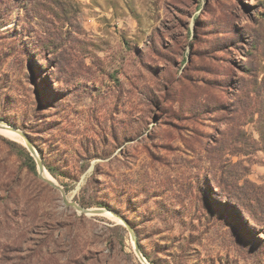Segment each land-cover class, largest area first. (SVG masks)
<instances>
[{
  "label": "rangeland",
  "instance_id": "374dc122",
  "mask_svg": "<svg viewBox=\"0 0 264 264\" xmlns=\"http://www.w3.org/2000/svg\"><path fill=\"white\" fill-rule=\"evenodd\" d=\"M0 119V264H264V0H0Z\"/></svg>",
  "mask_w": 264,
  "mask_h": 264
},
{
  "label": "water",
  "instance_id": "95a60500",
  "mask_svg": "<svg viewBox=\"0 0 264 264\" xmlns=\"http://www.w3.org/2000/svg\"><path fill=\"white\" fill-rule=\"evenodd\" d=\"M0 126H3V128H6V129H9L13 132H16L17 134H19L20 136L24 137L25 138V144H26V147L27 149L30 151V153L35 157L36 159V162H37V165H38V169H39V177L44 179L46 182H48L49 184L57 187V188H60L56 183H54L52 180L48 179L46 176H44L43 172H44V164L43 162L41 161V159L38 157L37 153L35 152L34 150V146L32 144V142L30 141V139L27 137L26 133L21 130L20 128L14 126V125H10V124H6V123H2L1 119H0ZM72 205L76 206V208H78L81 212L83 213H89V212H95V213H104V212H112L113 214H115L116 216H119L117 215L116 212H114L113 210H110V209H107V208H94V209H89V208H86V207H82L78 204H76L75 202H71ZM126 222V221H124ZM130 229V232L132 233L133 237H134V232L132 231V229L129 227ZM135 239V249H136V252L138 253V255L140 257L143 258V260H145L146 264H149L146 259H144V256L142 255L140 249H139V245L136 241V238L134 237Z\"/></svg>",
  "mask_w": 264,
  "mask_h": 264
},
{
  "label": "trees",
  "instance_id": "16d2710c",
  "mask_svg": "<svg viewBox=\"0 0 264 264\" xmlns=\"http://www.w3.org/2000/svg\"><path fill=\"white\" fill-rule=\"evenodd\" d=\"M14 145H16V144H14ZM17 145H19L18 146L19 147V152L26 159L27 164L31 167L32 170H35L36 169V161L33 158V156H31L30 151L25 146H22L20 144H17ZM46 167L48 168L49 171L53 172V169L50 166H46ZM92 203H94V202L83 201L82 205L87 207V206H90ZM99 203L101 204L103 202H99ZM137 243H138V245L140 247L139 239H137Z\"/></svg>",
  "mask_w": 264,
  "mask_h": 264
},
{
  "label": "bare ground",
  "instance_id": "6f19581e",
  "mask_svg": "<svg viewBox=\"0 0 264 264\" xmlns=\"http://www.w3.org/2000/svg\"><path fill=\"white\" fill-rule=\"evenodd\" d=\"M0 132L5 134V135H7V136H9V137H14L17 134L16 132H13V131H11L9 129L3 128V126H0ZM44 175H46V174H44ZM104 214H106L108 216H111V217H114L112 212H104Z\"/></svg>",
  "mask_w": 264,
  "mask_h": 264
}]
</instances>
